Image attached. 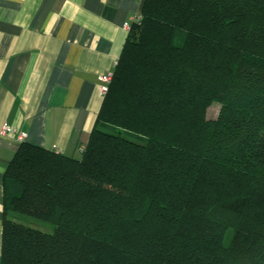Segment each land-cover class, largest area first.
Instances as JSON below:
<instances>
[{"label":"trees","instance_id":"obj_1","mask_svg":"<svg viewBox=\"0 0 264 264\" xmlns=\"http://www.w3.org/2000/svg\"><path fill=\"white\" fill-rule=\"evenodd\" d=\"M139 15L81 157L11 161L1 264H264V0Z\"/></svg>","mask_w":264,"mask_h":264},{"label":"crops","instance_id":"obj_2","mask_svg":"<svg viewBox=\"0 0 264 264\" xmlns=\"http://www.w3.org/2000/svg\"><path fill=\"white\" fill-rule=\"evenodd\" d=\"M143 2L0 0V264L11 161L24 142L81 157L105 97L100 77L114 72Z\"/></svg>","mask_w":264,"mask_h":264},{"label":"built area","instance_id":"obj_3","mask_svg":"<svg viewBox=\"0 0 264 264\" xmlns=\"http://www.w3.org/2000/svg\"><path fill=\"white\" fill-rule=\"evenodd\" d=\"M143 1V0H142ZM140 18V15L139 13L134 16V18L132 19L131 22H128L125 24V28L130 31L131 30V27H132V24L135 22V21H138ZM113 76H114V72H109L105 75H102L100 77V80H101V87H100V90L102 92V94L105 96L108 91H109V87H110V84L113 80ZM3 134L5 135H11V134H17L19 139L21 141H24L26 139V134L25 133H19L17 129L15 128H11V127H5L4 130L2 131Z\"/></svg>","mask_w":264,"mask_h":264},{"label":"rangeland","instance_id":"obj_4","mask_svg":"<svg viewBox=\"0 0 264 264\" xmlns=\"http://www.w3.org/2000/svg\"><path fill=\"white\" fill-rule=\"evenodd\" d=\"M219 112H220V105H218V103H214L209 111H208V117L210 119H215L218 117L219 115ZM18 221H23L27 224H30L32 225L33 227H36V228H39V229H42V230H45V231H51V226L48 225V224H45L41 221H38V220H35V219H30V218H26L24 216H21V215H18Z\"/></svg>","mask_w":264,"mask_h":264}]
</instances>
